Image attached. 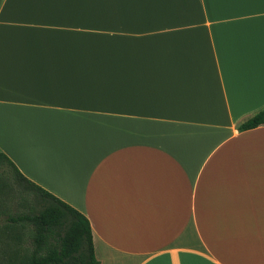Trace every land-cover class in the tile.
Wrapping results in <instances>:
<instances>
[{
    "label": "crops",
    "instance_id": "obj_1",
    "mask_svg": "<svg viewBox=\"0 0 264 264\" xmlns=\"http://www.w3.org/2000/svg\"><path fill=\"white\" fill-rule=\"evenodd\" d=\"M263 108L264 0H0V153L99 264H264Z\"/></svg>",
    "mask_w": 264,
    "mask_h": 264
},
{
    "label": "trees",
    "instance_id": "obj_2",
    "mask_svg": "<svg viewBox=\"0 0 264 264\" xmlns=\"http://www.w3.org/2000/svg\"><path fill=\"white\" fill-rule=\"evenodd\" d=\"M264 124V108L238 126L245 131ZM20 200V214L11 216L0 237L15 241L16 247L0 254V264H99L88 220L68 204L28 181L15 165L0 153V203L6 197ZM14 224H18L16 226ZM30 230V249L10 228ZM7 235V236H5Z\"/></svg>",
    "mask_w": 264,
    "mask_h": 264
},
{
    "label": "rangeland",
    "instance_id": "obj_3",
    "mask_svg": "<svg viewBox=\"0 0 264 264\" xmlns=\"http://www.w3.org/2000/svg\"><path fill=\"white\" fill-rule=\"evenodd\" d=\"M2 203H0V233L3 230H6V224L11 223L10 217H15L16 215L20 214L22 211L24 212V208H21L22 206L19 204L20 200L16 197H6ZM16 226H19L18 224H14ZM10 231L12 233H17L21 236V238L24 240L20 243L21 246L27 247L30 249V230L28 228H20V227H14L10 228ZM1 235V234H0ZM7 236V235H5ZM16 247L15 241H7V244L5 243V238L0 237V254H4L5 252H9L11 248ZM17 248V247H16Z\"/></svg>",
    "mask_w": 264,
    "mask_h": 264
}]
</instances>
